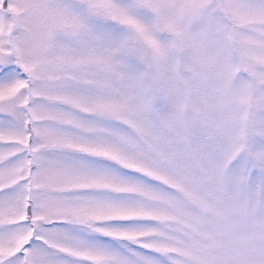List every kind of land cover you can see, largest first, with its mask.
Wrapping results in <instances>:
<instances>
[{"label":"snow or ice","instance_id":"6c2138e0","mask_svg":"<svg viewBox=\"0 0 264 264\" xmlns=\"http://www.w3.org/2000/svg\"><path fill=\"white\" fill-rule=\"evenodd\" d=\"M0 264H264V0H0Z\"/></svg>","mask_w":264,"mask_h":264}]
</instances>
